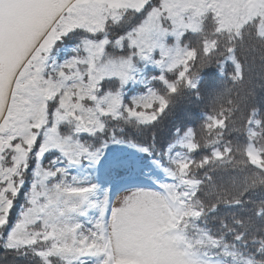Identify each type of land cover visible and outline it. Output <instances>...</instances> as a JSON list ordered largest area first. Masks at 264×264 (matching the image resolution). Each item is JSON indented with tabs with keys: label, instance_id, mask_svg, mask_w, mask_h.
<instances>
[{
	"label": "snow or ice",
	"instance_id": "1",
	"mask_svg": "<svg viewBox=\"0 0 264 264\" xmlns=\"http://www.w3.org/2000/svg\"><path fill=\"white\" fill-rule=\"evenodd\" d=\"M0 252L264 264V0H0Z\"/></svg>",
	"mask_w": 264,
	"mask_h": 264
},
{
	"label": "trees",
	"instance_id": "2",
	"mask_svg": "<svg viewBox=\"0 0 264 264\" xmlns=\"http://www.w3.org/2000/svg\"><path fill=\"white\" fill-rule=\"evenodd\" d=\"M117 151L119 149H116ZM0 264H24L20 257H14L11 254L0 252Z\"/></svg>",
	"mask_w": 264,
	"mask_h": 264
},
{
	"label": "rangeland",
	"instance_id": "3",
	"mask_svg": "<svg viewBox=\"0 0 264 264\" xmlns=\"http://www.w3.org/2000/svg\"><path fill=\"white\" fill-rule=\"evenodd\" d=\"M114 151H117V150H114Z\"/></svg>",
	"mask_w": 264,
	"mask_h": 264
}]
</instances>
